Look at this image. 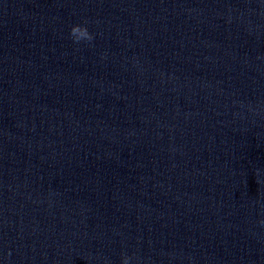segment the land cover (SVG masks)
<instances>
[{"label":"clouds","instance_id":"obj_1","mask_svg":"<svg viewBox=\"0 0 264 264\" xmlns=\"http://www.w3.org/2000/svg\"><path fill=\"white\" fill-rule=\"evenodd\" d=\"M69 34L73 42L76 44L81 42L91 43L94 39L93 34L89 32L88 28L80 24L73 25ZM261 223H264V221H261ZM132 260V256L125 254L122 257V264H131Z\"/></svg>","mask_w":264,"mask_h":264}]
</instances>
